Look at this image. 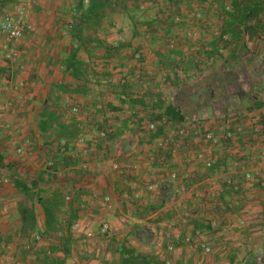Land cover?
<instances>
[{
    "label": "crops",
    "instance_id": "obj_1",
    "mask_svg": "<svg viewBox=\"0 0 264 264\" xmlns=\"http://www.w3.org/2000/svg\"><path fill=\"white\" fill-rule=\"evenodd\" d=\"M8 1L6 0L1 5L0 11L10 10L11 1L6 4ZM29 1L28 17L34 31L27 34L28 36L26 35L19 44L21 65H23L24 71L20 72L12 65L10 74L12 81L14 78L16 80L23 78L28 82V93L33 97V103L39 104V106H33L32 101L17 100L14 98V92L9 88L0 90V103L10 104L9 111L4 114L3 118H0V155L3 158L6 156V152L2 148L8 152L11 149L8 146L10 137L2 126V120L5 119L13 124V128L15 126L19 129V135L39 137L43 146L51 147V149L53 146L56 147L58 140L71 142L78 134L90 129L105 128L113 121L116 124L115 129L108 140L92 143L90 159L93 162L99 160L104 163L112 155L128 147L132 142L129 138L130 134L135 135L146 120H166L174 126H179L182 123L193 125L196 121H201L202 128L207 129L215 127L216 122L211 121L213 118L224 115L230 118L233 126L239 123L243 127V133L230 145L231 148L228 146L217 151L219 159L209 172L203 171L199 163L190 159L192 151L205 149L193 134L182 139L178 148L180 155L173 157L165 147H159L155 140L157 136L163 135L162 129L159 128L155 135L141 139L142 142L137 147L139 152L135 160L137 170H133V172L126 169L127 172L123 174L122 172L112 173L106 170L107 167L102 170L93 169L87 174L75 172L67 178L63 188H57L49 195H43V188L40 186L38 188V185L32 189L31 185L26 183L27 181L25 182V176L21 174L17 180L25 182L28 194H34L33 192L37 189L41 191L42 195L40 196H44V198L53 195L62 197L63 193H70L74 199L68 204V209L66 208L64 211L67 210L68 214L75 212L76 220L79 219L82 226L81 230L76 233L70 229L67 231L63 227L59 229V232L48 233V235L40 221L42 210L37 200L28 198L16 187L14 182L13 215L16 264H110L112 255L114 259H118L117 264H122L121 252L114 253L115 247L112 244L115 242L114 238L111 242H107L106 237L99 234V226L103 221H107L112 228L119 230L116 235L126 234L127 242L121 246L131 249L134 255L140 254L147 258L154 256L156 264H162L164 257L169 260L170 264H264V235L260 232V228L264 224V188L243 180V173L252 167L251 164H259V162L250 159L248 152L250 144L254 143L260 150H264V130L262 131L263 135L252 136L254 140L250 143L247 138V135L251 134L250 128L245 121L248 115H255L260 118V123L264 128V87L262 85L252 88L251 83L244 84L242 91L238 87V92L234 95V100L229 106H226L221 100H215L217 91H222L223 86L234 84L225 79L231 78V76L237 78V75L242 72L250 78V70L237 68L234 72L226 71L223 75L225 83L219 81L220 79L216 75L222 72L225 63L230 59L226 58L229 47H225L222 41L212 34L214 38L211 37V40L206 39L197 42V44L186 42L184 45V43H180L176 49L170 50L167 42H164V34L171 29H167L162 23L147 24L154 29V37L148 41H144L142 37L141 23H135L131 32L122 38L120 36L115 38L112 34L110 37L104 36V33H108L104 32L106 26L101 24L90 31L83 28L82 38L78 39L72 30L75 32V30L82 29L83 20L81 17L70 31L71 35L66 36V40H63L61 32L65 28L64 21L71 12L69 0ZM74 1L78 3L77 8H79L81 0ZM5 40V44H7V39L5 38ZM3 41L0 34V43ZM69 41L72 48L65 46ZM240 43L245 45L247 42L242 39ZM114 46L116 48L111 49ZM4 47L0 44V52L4 51ZM181 49L187 50V58L182 56ZM69 52L75 53L76 58L83 64V76L81 75L77 81L67 71L63 63ZM134 52H141L143 57V64L139 69L133 59ZM252 54L248 50L244 57L249 59L253 56ZM236 55L237 52L231 51V57ZM1 64L3 66V63ZM1 70L3 71L0 74L2 81L5 74L8 73V68L4 66ZM137 73H140L139 78L136 76ZM90 77L97 80L96 86H91ZM121 78H126L127 83L120 84ZM184 79H188V81H183ZM208 79L211 80V85L205 91L200 92L205 97L204 99L199 100L194 97L193 106L179 107L184 116L183 121L172 122L164 115L166 105L153 106L152 104L153 101H159V103L174 105L178 101L183 86H198L201 81ZM36 80L39 81L36 83ZM166 80L168 82H164ZM41 81L44 82L41 84ZM60 86L85 90L86 94L81 98L82 112L79 116L71 115L68 109L61 106H48L47 96L54 90L58 91ZM166 89L171 91L170 100L165 97V94L169 93ZM252 89L257 92H254L255 94L250 92ZM242 92L249 94L251 99L246 101ZM120 95H125L126 100L131 104L140 102L149 106H131V104L128 106L120 99ZM96 96H100L108 106H102L100 102H96ZM209 102L213 103V106H210ZM118 103L124 105L114 106ZM218 103L220 106H214ZM94 104L102 106V110L94 111ZM46 110L56 112L58 120L65 126L75 128L77 135L66 139L58 138L53 130L42 133L38 128L41 120L40 112ZM133 118L136 119L134 122ZM126 143L127 145L124 147ZM153 144L154 146H152ZM232 148L240 150L244 155L243 162L236 163L232 156ZM11 151L14 153L13 150ZM78 157L69 158H73L72 160L75 162L77 160L78 163ZM58 159L60 168H66L67 166H63V160ZM164 164H167L169 169L177 170L181 177L185 176L184 182L187 191L184 194L178 192L176 185L167 184L161 194L150 201L149 208L144 205L143 199L131 201L130 204L125 202L123 193L128 192L130 195L135 192L143 193L141 181L148 175L151 176L156 167ZM226 176L235 181L236 188L224 183ZM70 181L69 187H66ZM195 191L201 193L202 197H195ZM103 195L112 197V212L93 202L95 198ZM21 205L32 209L36 215V227L33 232L27 231L26 234L21 232V220L18 213V207ZM60 208L59 206L57 211L59 224L63 221L59 216ZM145 209L146 212L140 213ZM185 210L189 212L190 216L186 222L181 218ZM125 212L130 213V217L126 216ZM119 214L146 221L145 224L134 226H142L146 229L149 225L154 226L157 233L162 232L160 234L161 242L173 244V252L163 253V246L154 244L150 240L153 237L150 236L148 230L147 238L145 239L144 236V240L137 242L133 234L128 235V231H125L126 224H130L129 220L123 221ZM239 219L246 222L247 228L237 225ZM173 221L176 222L175 227L171 225ZM210 221L216 222L218 226L211 228L208 224ZM194 230L202 231L203 236L212 244L213 250L210 255H205L199 250L189 249L183 243V237ZM36 232L42 233V242L31 250H26L25 246L29 244L31 234ZM176 233L179 234L178 239L174 237ZM60 235L68 239L67 243H63L65 246L58 243V240L61 239L58 238ZM49 247L56 248H52L51 252L48 250ZM47 251L51 252L50 256L47 255Z\"/></svg>",
    "mask_w": 264,
    "mask_h": 264
},
{
    "label": "built area",
    "instance_id": "obj_2",
    "mask_svg": "<svg viewBox=\"0 0 264 264\" xmlns=\"http://www.w3.org/2000/svg\"><path fill=\"white\" fill-rule=\"evenodd\" d=\"M6 0H0V8L1 5ZM11 1L10 10L0 11V34L5 36L7 39L8 45L6 50L0 52V70L4 66L8 68V73L5 74L3 80H0V90L3 88H9L14 92V98L17 100H27L31 103L34 102L33 97L28 93L29 84L25 81V79H15L12 81V76L10 74V68L12 65L15 66L17 70L20 72L24 71L23 65H21V51H20V42L21 40L30 33H33L34 27L31 24L28 17L29 10V0H9ZM148 0H143L137 4V9L140 12L145 11ZM89 0H81L80 6L77 8L78 3L74 0H69V7L71 8L70 16L64 21V26L68 30H72L78 19L81 18L83 10L88 7ZM229 9V8H228ZM1 10V9H0ZM190 18L194 21L199 22L202 27H205V23H203V16L199 10L192 9L189 13ZM180 16H175V23L181 22ZM212 34L219 38L221 41L229 40L227 35H221V27H212ZM146 29V28H144ZM185 32L186 37L192 38L193 43L198 38V33L195 28L190 30H183ZM249 39V40H248ZM243 40L245 43V47L251 53H254L252 50L253 44L259 48V53L262 57H264V34L258 35L255 32H247L243 35ZM168 44V48L170 50H174L177 48V44L180 43L176 40ZM249 42V43H248ZM181 43L186 44L185 41H181ZM75 45H78L75 43ZM179 45V44H178ZM76 47V46H75ZM183 57L187 58L188 53L183 50ZM257 52V49L255 53ZM260 56V57H261ZM133 59L137 64L138 69L141 68L142 65V54L141 52H134ZM3 63V66L2 64ZM14 68V69H15ZM64 69L63 66H61ZM181 73V72H180ZM11 77V78H10ZM139 78V74L137 75ZM89 83L91 86L97 85V80L95 78L90 77ZM127 79L121 78L120 84H126ZM121 100H126L125 95H120ZM34 104V103H33ZM65 106L69 113L73 116H79L82 112L80 104H78L73 98L66 97L65 98ZM10 104L0 103V118L4 117L9 111ZM94 111H101L102 106L97 104L93 107ZM3 121V129L6 134L10 137L9 139V147L14 152V157L19 163H29L33 157L38 155V152L42 150V141L39 137H31V136H21L19 135V129L14 126L8 120ZM210 121V120H209ZM211 121H215L216 125L213 128L203 129L201 125V121H196L193 125L182 123L179 126H174L168 123L166 120H146L143 122L141 128L135 135L130 134V139L132 142L129 143L128 147L124 150L112 155L106 163L96 160L90 159V154L92 152V143L94 141L106 142L109 136L114 132L115 123L112 121L108 124L107 127L101 129H90L89 131L82 132L77 135L71 142L66 140H58L56 143V154L64 157H76L79 156V161L76 166L69 168H59L55 170V160L49 159L47 157L42 158L43 160L40 162L41 167L47 173L51 175H55L57 178L66 179L71 177L75 172H79L81 174H87L94 170H102L104 167L109 172H122L126 173L129 169L133 172V170H137L136 157L138 155L139 150L138 147L142 138L147 136L155 135L159 128L162 129L163 135L157 136L155 138L159 147H165L166 150L170 151L171 156L177 157L180 154L178 153V148L182 142V139L187 137L189 134H193L196 137L197 141L200 145L204 146V150L196 149L191 152L190 159L199 163L201 168L205 172H209L214 168L217 160L219 159L217 156V151L221 148L230 146L236 139L241 136L243 133V127L241 125L236 124L232 125L230 118L224 115H221L217 118H213ZM250 128V136L247 135L248 142H252L253 137H259L263 135L262 131L264 130L262 123H260V118L255 115H248L245 120ZM253 136V137H252ZM263 137V136H262ZM139 143L137 146L133 145V143ZM250 142V143H251ZM231 148V146H230ZM250 154V159L255 162H259V164H251L252 167L246 170L243 173L244 182L253 183L259 186L260 188H264V150H260L258 146L254 143L250 144L248 149ZM232 156L237 164L244 161V155L241 154L240 150L232 148ZM126 165V166H125ZM127 169V170H126ZM181 174L175 169H169L167 164L156 167L151 176L145 177L140 185L143 189V193L135 192L133 195L125 192L122 194L125 202L129 204L131 201H141L143 199L144 205L150 207V201L161 194L162 190L167 184H172L177 186V190L179 193L184 194L187 191V187L185 185V176L181 177ZM224 183L230 187L236 188L235 181L232 180L231 177H225ZM0 184L2 186H13V183L7 177H0ZM194 191V190H193ZM142 192V191H141ZM194 194V193H193ZM195 197L201 198L202 194L195 191ZM62 200L64 203L69 204L72 202V195L70 193H66L62 196ZM93 202L99 204L103 209L112 212L113 202L112 197L110 195H103L101 197H97L93 200ZM143 203V202H142ZM182 220L184 222L190 217L189 212L187 210L184 211L183 215H181ZM123 221H128L130 224H145V220H141L140 218H128L122 216ZM209 226L211 228H216L218 224L216 222L210 221ZM175 227L176 222L173 221L171 224ZM237 225L241 228H247V224L244 220L239 219L237 221ZM81 221L78 219L74 221L70 227V230L74 233L79 232L81 230ZM118 229L112 228L111 225L107 221L101 222L99 226V232L110 238L118 233ZM148 231H150V236L153 237L152 242L157 245H162L165 254L171 253L174 250V246L171 243L164 244L161 242L160 234L162 232L157 233L154 229V226L149 225ZM222 231H225L222 229ZM260 232L264 235V224L260 228ZM157 234V235H156ZM31 239L29 244L25 246L26 250H31L35 246L39 245L42 242V233L36 232L31 234ZM160 237V238H159ZM176 239L179 238V234H174ZM152 243V244H153ZM183 243L189 249H195L201 251L205 255H210L212 253L213 247L212 244L203 236L202 231L194 230L192 233L187 234L183 237ZM11 249V245L5 242L0 241V264H3V261L6 259V254ZM47 255H51L50 251H47ZM162 264H170L167 258L162 259Z\"/></svg>",
    "mask_w": 264,
    "mask_h": 264
},
{
    "label": "rangeland",
    "instance_id": "obj_3",
    "mask_svg": "<svg viewBox=\"0 0 264 264\" xmlns=\"http://www.w3.org/2000/svg\"><path fill=\"white\" fill-rule=\"evenodd\" d=\"M141 1H143V0H141ZM8 3H10V2L9 1L6 2V4H8ZM138 3L139 2L134 4L131 7L130 11H127V12L117 11V12L109 13L107 16V19L103 21V25H105L107 27L106 28L104 26L105 27L104 32L107 31V33H108V34L104 33V36L110 37V34H112L113 37H115V38H118L119 36L122 38V37H124L125 34L131 32V30L133 29V25L135 23L136 24L141 23L142 26H140V27H141L142 37H143L144 41H148L149 39H151V40L153 39L154 29L150 28L151 26L149 27L147 24H149V23H157V24L162 23L164 27H166L167 29L168 28L171 29L169 32L164 34V39H165L164 42L165 43L167 42V46H168V44L171 43L170 41L173 42L174 40H176L180 43H181V41L193 43L192 42L193 39L186 37L185 32L183 31V30H190L193 28H195L197 30V33H198V38L195 40V44H197V42H202L203 40H206V39L211 40V37L214 38V36L212 35V32H211V30L213 29L212 27H218V26H221L222 24L224 25V21L226 20V17H227L226 11H228V8H229L228 4L223 3L220 0H148V2H147L148 4L146 5L145 11L140 12L137 9ZM192 9L199 10L201 12V14L203 16V23H205V27H202V25H200L199 22H196L192 18H190L189 13L191 12ZM175 16H180L181 22L175 23V21H174ZM263 17L264 16L261 15L259 18H254L253 20L248 21L246 24L248 25L249 28L252 29V31H255V29L258 30L261 27V21H262ZM253 26H254V28H253ZM144 28H146V29H144ZM72 32L74 33V36H77L73 30H72ZM70 35H71L70 30L63 28V32H61V36H62L63 40H66L65 37L66 36L68 37ZM1 38L4 41L1 42L0 44L5 46L3 50H6L8 42H7V44H5L6 40H5V37L2 36V34H1ZM241 38L243 39V37L241 36L239 39H236L235 42L234 41L231 42L230 40L222 41V44L225 47H229V49H227V53H226L227 57L226 58L231 57V51H233L234 53L237 52L236 56H239V54H241L240 56L242 58L246 55L248 50L245 49V47L243 46L244 44L241 45V43H240ZM118 40H120V39H118ZM180 43H178V44H180ZM65 46H66V48H70L71 47L70 41ZM256 49H257V52L255 53ZM181 50L183 51L184 49H181ZM252 50L254 51V53L252 54L253 56H251V58L248 59L251 62L252 66L249 68H244V70H250L252 73L256 72V76H258L257 78H259L261 80V83H262L261 85H263V87H264V57H262L260 55L259 48L256 45L253 44ZM142 59H143V57H142ZM142 64H143V60H142ZM137 75H138V73H137ZM253 76H254L253 74L252 75L250 74V78H248V76L244 72H242L241 74H238L235 82H232L234 84H228L226 86H223L222 91L216 92L217 96H216L215 100L216 99L221 100V101H223V103L226 106H229V104H231L234 100V95H236V92H238V87L240 88V90H243L242 89L243 85L251 83ZM229 77H230V74H229ZM138 80L142 81L141 79H138ZM225 80H231V78H227ZM38 81L39 80H36L35 82L37 83ZM183 81H188V79H184ZM42 82H44V81H41V84H42ZM161 82H163V81L161 80ZM164 82H168V80H166ZM163 84H165V83H163ZM253 87L257 88V86H255V85H252V88ZM166 91L169 93L165 94L166 95L165 97H167V99L170 100L171 91L170 90L168 91L167 89H166ZM250 92L254 93V92H257V90L252 89ZM85 94L86 93H85V90L83 88L75 89V87H72L71 91H65V92H59V91L54 90L52 94L47 96V99L49 101L48 106H56V107L61 106L65 109H67L65 107V106H67L65 104V99H64L65 96H69V97L73 98L81 106L82 105L81 98H83L85 96ZM194 97L199 98V100H201L202 98L203 99L205 98L203 96V94H200V93ZM157 100H158V98H157ZM163 100H164V98H163ZM95 101L100 102L102 104V106H108V104L105 103V101L103 102V100L100 96H98ZM127 101L128 100H124V102H126L127 105L129 106V104H131V103L129 101L128 102ZM96 102H94V103H96ZM152 104H153V106H159V105L165 106V105H167L166 103H159V101H153ZM209 104H210V106H213V103L209 102ZM123 105L124 104L120 105L118 103L117 105H114V106H123ZM24 106H26V105H24ZM33 106H39V104L38 105L34 104ZM40 106H41V104H40ZM94 106H95V104H94ZM131 106H149V105H147L145 103L138 102L135 104L132 103ZM188 106H193V103L189 104ZM214 106H220V103L215 104ZM133 119H134L133 120V122H134L136 119L135 118H133ZM67 132H68L67 134L70 138H73L77 135L75 128H72V127ZM51 143H49V144H51ZM137 144H139V143L138 142L133 143V145H135V146H137ZM126 145H127V143L124 145V147ZM152 146H154V144ZM53 147L51 149V147L49 148L46 146H42L41 152H38V155L36 154L35 157H33L31 160H29L28 164L27 163H22V164L19 163L15 159L14 153H12L11 149H9L10 152H8L4 148H2L3 151L6 152V156L4 157L3 164L0 165V177H7L14 184V180H17V178H19V176L21 174H23L25 176V182L27 181L26 183H29L31 185L32 182H34V181L38 182V188H39V186H40V188L41 187L43 188L42 189L43 195H47V194L49 195V194L55 192V190L57 188H63L64 182L67 180V178L66 179L59 178V177L57 178L55 175H51L50 173H47L41 167L40 162L43 160L42 158H44V157L55 160V170H57L61 167L59 165V159L58 158L63 160V163H64L63 166H67V167H74L73 165L77 164V160L75 162L74 160H72L73 158L65 159L64 157L56 154L57 153L56 147H54V149H53ZM42 155H45V156L42 157ZM17 181L21 182L19 180H17ZM70 183H71V181L69 182V184L66 187H69ZM33 193L34 194H27V197L30 199H33V200H37L38 196L42 195L41 191L38 189H37V191H35ZM63 195H64V193H63ZM42 197H44V196H42ZM73 199L74 198H72V200ZM60 202H61V205H60L61 211H60L59 216L62 217L60 219L63 221H61L59 228L62 229L63 227H65V222L67 221V218L69 216L67 213V210L66 211H64V210L66 208L68 209L69 206H68V204L63 202L62 197L60 198ZM13 207H14V186H2L0 184V241L11 245L10 251L8 252V254H6L7 260H4L3 264H16L17 263L16 256H14ZM143 212H146V209L140 213H143ZM125 214H126V216L130 217V213L125 212ZM119 215L125 216L122 214H119ZM131 217H133V216H131ZM147 230L148 229H146L142 226H134V224H126V227H125V231H128V235L133 234L135 239L137 240V242L139 240H140L139 242H141V240H144V236H145V239L147 238V235H146V232H148ZM99 234H100V236H104L100 232H99ZM125 236H126L125 233H124V235L122 233H119L118 235L111 236L110 238H108L106 236H104V237H106L105 240L107 242H111L112 238H114L113 240L115 242L112 244H114V247H115L114 253H117V252H120L121 245L127 242V240L125 239L126 238ZM58 238H61L58 240L59 241L58 243L60 245H64L65 240H68L66 238L61 237V235ZM109 239H110V241H109ZM52 248H56V247H52ZM52 248L49 247L48 250H50L52 252L53 251ZM111 257L112 258L110 259V261H111L110 264H117L118 259L117 258L114 259L113 255ZM153 258H154V256H150V258H148L150 264L151 263L156 264V260Z\"/></svg>",
    "mask_w": 264,
    "mask_h": 264
},
{
    "label": "trees",
    "instance_id": "obj_4",
    "mask_svg": "<svg viewBox=\"0 0 264 264\" xmlns=\"http://www.w3.org/2000/svg\"><path fill=\"white\" fill-rule=\"evenodd\" d=\"M141 0H89L88 7L82 12V20L83 27L82 29L75 30L76 38H82V30L83 28L87 31L95 29L96 27L103 24V21L107 19V16L111 12H127L130 11L131 7L140 2ZM223 3L229 5L228 11H226V20L224 21V25L221 27V35H227L231 42H235L236 39H239L241 36L247 32L252 31L251 28L246 24L248 21L253 20L254 18H259L261 15L264 16V0H220ZM254 28V26H253ZM258 29V28H257ZM258 35L264 34V17L261 21L260 29L255 31ZM242 40V38H241ZM245 47V45H243ZM112 48H116L111 47ZM245 49H247L245 47ZM239 56H232L225 63L224 69L221 73H218L219 81L225 83L223 79V75L226 71L234 72L237 68H249L251 67V62L248 58H241ZM63 63L67 69V71L74 77L75 81L79 79V77L84 72L83 64L76 58L75 53L69 52ZM2 70H0V74H2ZM222 74V75H221ZM250 74L254 75L252 78V85L257 87H261V80L257 78L256 72ZM237 78L231 76V82H235ZM84 81V80H83ZM211 85V80L201 81L198 86H183L180 90V96L178 98L177 103L174 105L169 104L164 108V115H166L172 122L183 121V114L181 113L180 106H188L193 103V97L199 94L201 91H205L208 86ZM77 89V88H75ZM72 87H64L60 86L58 88L59 92L71 91ZM242 91V90H241ZM243 93V92H242ZM244 99L246 101L251 99V96L247 93H243ZM124 101V100H123ZM40 122L38 125L39 130L42 133L49 132L53 130L56 132L58 138H69L68 130L71 129V126H65L62 124L56 115V112L53 110H46L40 112ZM69 159V158H65ZM4 162V158L0 155V165ZM16 187L25 195L28 194V189L25 186L24 182H18L14 180ZM38 185V182H32L31 188L34 189ZM60 195H53L48 198L38 196L37 202L40 205L42 210V217L40 219L42 227L45 232L48 233H56L60 230V222L58 220L57 211L60 206ZM18 213L21 220V232L26 234L27 231L33 232L36 227V215L34 211L26 206H19ZM67 221L65 222V229L68 231L73 223L77 219V214L72 212L68 214ZM49 235V234H48ZM68 240H65L67 243ZM65 246V245H64ZM120 252L122 254V264H150L149 259L145 256L134 255L131 249L126 248L125 246H121ZM153 264V263H151Z\"/></svg>",
    "mask_w": 264,
    "mask_h": 264
}]
</instances>
